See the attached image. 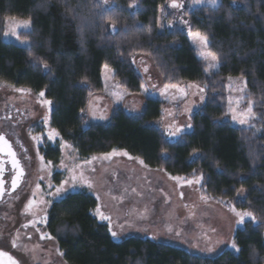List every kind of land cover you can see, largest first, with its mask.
Here are the masks:
<instances>
[{
	"label": "trees",
	"instance_id": "1",
	"mask_svg": "<svg viewBox=\"0 0 264 264\" xmlns=\"http://www.w3.org/2000/svg\"><path fill=\"white\" fill-rule=\"evenodd\" d=\"M115 2L106 10L99 0H0V81L43 91L53 106L52 128L81 157L121 151L171 177H202L203 196L252 211L256 224L247 222L235 232L238 253L198 256L140 237L115 241L94 215L96 200L74 193L52 205L48 234L66 264H264V0H220L217 7L187 12L190 30L206 35L218 57L213 73L205 71L185 31L166 25L160 30L167 0H139L136 11L131 0ZM11 17L31 21V29L19 34L28 47L4 42L3 27ZM137 54L150 57L166 85L205 89L192 131L176 141L155 125L165 104L154 99L146 100L138 117L118 108L107 123L84 126L89 97L102 91L105 64L120 87L140 92L141 77L131 61ZM229 77L246 80L258 117L253 128L227 119ZM40 152L46 161L60 157L51 146Z\"/></svg>",
	"mask_w": 264,
	"mask_h": 264
},
{
	"label": "rangeland",
	"instance_id": "2",
	"mask_svg": "<svg viewBox=\"0 0 264 264\" xmlns=\"http://www.w3.org/2000/svg\"><path fill=\"white\" fill-rule=\"evenodd\" d=\"M99 1L106 10L112 9L116 5L115 0ZM177 2L181 3L183 7L171 8L169 7L170 0H167L165 5L167 12L163 14L159 28L162 30V25H166L167 29L177 27L185 31L189 43L197 51L199 58L207 68L208 62L201 58L200 50L190 37L191 30L186 14L199 7L213 6L207 3V0L200 4H194L193 0H177ZM219 4L220 0H217V6ZM138 8L139 0H131V10L136 11ZM22 21L8 20L5 22L2 31L4 42L19 47L29 46V42L18 40L11 35L12 27ZM30 29L31 23L27 28H18V35ZM6 31L9 33L8 35H5ZM131 61L133 68L141 77L146 91L140 89L138 94L127 92L115 82L113 71H108L104 67L101 73L102 91L89 97L83 113L84 126L107 123L115 109L118 108L132 117H138L145 108L146 100L154 99L165 104L162 118L155 125L165 133L168 140L176 141L183 134L191 132L193 128L192 116L205 104V91L200 92L199 85H197L198 88L189 87L192 83H184L177 86L186 90L187 95L184 99H179L180 94L175 88L167 90V98L161 96L160 93L165 90L166 84L150 57L137 54ZM145 68L148 69L147 72H145ZM217 70L218 68L208 73ZM241 89L244 90L241 91ZM227 90V104L231 98L234 102L233 107H236L235 101L243 96L244 99L240 100L237 112L245 110L248 100L251 99L248 98L246 80L242 77H232L231 80L228 78ZM43 100L46 99L32 91L20 93L14 91L13 87L0 86V134H3L9 141L24 169V176L16 190L11 194H4L0 200V250L7 251L22 264H66L63 256L57 254L60 250L54 239H40L42 232L48 233L47 222L38 223L36 228L22 226L29 224L33 219L31 215L23 214V210L28 199L32 197L36 184L41 185V190L35 199L53 200L47 193L54 191L55 186H58L69 176V173L60 167L63 160L67 165H71L73 162L80 164L85 176L92 180L93 188L89 189L80 185H77L75 189L67 188L60 198L54 199L53 203L47 206L46 213L39 211L40 208L45 207L39 205L37 218L44 215L48 217L52 205L64 197L74 193H85L92 196L101 212L111 218V225H109L108 220L99 219L94 212L100 223L106 224L108 229L111 226L112 230L117 233L116 237L111 235L117 242L128 237H140L182 248L193 255L211 258L226 250L238 253L231 247L235 232L247 222L253 221L246 217L243 224H237V217L230 210L234 206L233 204L203 196L200 191L201 181L199 185L195 183L188 185L186 182L178 183L170 179L171 176L164 171L149 169L140 160L128 154L124 155L125 152L115 151L117 154L113 155L111 159H102L104 155L83 158L71 145L69 149L62 151L60 148L62 140L59 136L54 142L47 139V133L53 129L51 126L53 106L52 104L44 105ZM227 108L229 109V104ZM253 112L256 119L250 123L255 127L258 118L255 112V102ZM46 115L48 116L47 127L43 123V118ZM101 116L104 118L101 119ZM227 119L236 127L253 128L233 121L229 111ZM189 124L191 128L187 127ZM175 127H181L183 131L177 136H170L169 133L174 131ZM32 136H40L43 142L36 144L32 140ZM44 146H51L60 151L58 162H52L51 176L48 175V169L40 171L37 152L43 156L40 149ZM25 156L28 158L25 159ZM92 157L98 159L93 160L91 165L85 164V160H91ZM45 162L47 161L45 160ZM93 168L95 171L91 170ZM41 175L45 177L43 180L39 179ZM195 178H185V181ZM49 181L53 185L52 188L48 186ZM201 197L205 199H201ZM253 223L256 224V222ZM37 228L40 229L39 232L36 230ZM169 228L172 230L169 231ZM17 236H19L17 242L22 247L13 249L11 241ZM29 236L31 239L28 238ZM37 245L39 247H36Z\"/></svg>",
	"mask_w": 264,
	"mask_h": 264
},
{
	"label": "snow or ice",
	"instance_id": "3",
	"mask_svg": "<svg viewBox=\"0 0 264 264\" xmlns=\"http://www.w3.org/2000/svg\"><path fill=\"white\" fill-rule=\"evenodd\" d=\"M204 2H205V0H193L194 4H200V3H204ZM207 3L211 4L213 7L217 6V0H207ZM130 7H131V5H130ZM169 7L174 8V9H179V8H182L183 5L181 3H178L177 0H170ZM8 19H11L13 21L16 20L15 17H11V18H6V22ZM181 22L187 23L186 21H181ZM30 23H31L30 20H23L22 22L15 24L11 29V35L15 36L19 40L20 36L18 35L17 29L21 28V27L27 28V27H29ZM169 27H171V24H169ZM113 30H115L114 24H113ZM8 34L9 33L6 31L5 35H8ZM190 37H191L193 43L196 44L198 49L200 50L201 58L208 62V67L205 68V71L210 72L212 70L217 69L218 68V57L215 53H213L212 51L209 50L208 37L199 31H196V32L190 31ZM44 67H45V69H47L48 65L45 63ZM104 67L106 70L111 71V69L108 67L107 64H105ZM147 71H148V69L145 68V72H147ZM231 79H232V77H229V80H231ZM0 86L13 87L14 91L20 92V93L30 92V89L14 88V86L7 85L6 82H4V81H0ZM140 87H141V89H144L146 91L144 84H141ZM153 87H155V85H153ZM189 87H197L198 88V86L195 84L189 85ZM169 88L177 89V91L180 94L179 99H181V100L184 99V97L187 95L186 90L178 88L176 84H167V85H165V90L161 91V93H160L161 96H165L167 98V90ZM198 90L200 92L205 91L204 88H198ZM243 90L244 89H241V91H243ZM44 95H45V93L43 91L39 93L40 97H44ZM174 99H175V97H174ZM201 99H203V97H201ZM243 99H244V97L242 96V97H240V99L236 100L235 101L236 107H233L234 102L231 98H229V100H228V104H229L228 111L231 113L233 121L237 122L240 125H249L250 127H254V125H251V123H250L252 120L256 119V116L253 112L254 101L249 99L248 104H247V108L243 111L237 112V107L239 106L240 100H243ZM42 103L44 105H50L51 101L43 100ZM169 114L171 115V113H169ZM100 118L103 119L104 117L101 116ZM43 123H44L45 127L48 126V116L47 115L43 118ZM187 127L191 128V125L189 124V125H187ZM182 131H183V128L175 127L174 131L170 132L169 135L170 136H177ZM59 135H60L59 132H57L55 129H52L51 131H49L47 133V139L49 141L54 142L56 137H58ZM31 138L36 144H40L43 142L40 136H32ZM70 147L71 146L68 145L67 143H65L63 140L60 142V148L62 151L69 149ZM0 153H3L4 155H6L7 157L10 158L8 161L0 160V196H3V194H4L3 174H4V170H5L3 167V164L4 163H10L12 170L14 172V175H12V179H11V189L9 191V194H11V192H14L16 190V188L19 186L20 181H21L22 177L24 176V169L21 166L20 160L17 159V154L13 151L12 146L10 145L9 141L5 138V136L3 134H0ZM115 154H117V153H115V151H113L112 153H108V154L104 155L102 157V159H111V157ZM124 155H127V153H124ZM37 156L40 160V171L43 172L45 169H48V175L51 176L52 175L51 169L53 167L52 161L49 160V161L45 162L44 157L40 156L39 152H37ZM27 158L28 157L25 156V159H27ZM129 158L131 159V157H129ZM96 159H98V158L92 157L91 160H85V164L91 165L92 161L96 160ZM141 163H143V161H141ZM60 167L64 170H66L69 173V176L66 179H64L63 181H61L58 186H55L54 191L47 193V195L51 196L53 198V200L60 198L62 196V194L65 191H67V188L75 189L77 187V185L86 186L89 189L93 188L92 180L85 176L84 171L82 169V166L80 164L73 162L71 165H67L62 160ZM91 170L95 171L94 168ZM44 178L45 177L42 175L39 177V179H41V180H43ZM170 179H173V180L177 181L178 183L186 182L188 185H192L193 183L199 185L202 177H196L195 179H189L187 181H185L184 177H180V176L170 177ZM48 186H49V188L53 187V185L51 184V181H49ZM40 190H41V185L39 183H37L35 186V189L32 192V197L28 199L27 203L24 206L23 214L31 215L33 217V219L29 222V224L22 225L25 228H27L29 226L36 228V225L38 223H46L47 222V215L39 216V218H37L38 217L37 208L39 205L45 206L43 208H40L39 211H43L46 213L47 212V206L51 205L53 203V200H48V199L37 200V199H35L37 193H39ZM133 191H135V190L133 189ZM241 191H243V189H241ZM181 196H183L182 193H181ZM97 198L99 199V197H97ZM113 199H115V197H113ZM201 199H205V198L201 197ZM230 210L237 217V219H236L237 224H243L245 222L246 217L251 219L253 222L256 221V216L254 215V213L252 211L237 210L234 206L231 207ZM95 215L98 216V218L101 220H108L109 225H111V218L109 216H106L103 212H101L100 207H97L95 209ZM36 230L38 232L40 231V229H38V228ZM168 230L171 231L172 229L169 228ZM109 231L111 232V235L113 237L117 236V233L112 230L111 226H109ZM177 235H179V233H177ZM28 238L31 239L30 236ZM18 239H19V236L12 239L11 245H12L13 249H19L22 247L20 244H18V242H17ZM40 239L41 240H44V239L51 240V239H53V237L46 232H42L40 235ZM36 247H39V245H37ZM231 247L236 249V251H239V248H238V246L234 240L231 244ZM25 251H27V249H25ZM57 254L60 256L64 255L63 253H60V252H57ZM0 259H2L4 261V264H22V262H18L17 259H15L12 255H9V253L7 251H4V250H0Z\"/></svg>",
	"mask_w": 264,
	"mask_h": 264
},
{
	"label": "water",
	"instance_id": "4",
	"mask_svg": "<svg viewBox=\"0 0 264 264\" xmlns=\"http://www.w3.org/2000/svg\"><path fill=\"white\" fill-rule=\"evenodd\" d=\"M9 159H10L9 157H7L6 155H4L3 153H0V160L8 161ZM3 167H5L4 168L5 169L4 170L5 180L12 179V175L14 174V172L12 170L11 164L10 163H4L3 164ZM8 184H9V182H8ZM0 264H4V261L2 259H0Z\"/></svg>",
	"mask_w": 264,
	"mask_h": 264
},
{
	"label": "flooded vegetation",
	"instance_id": "5",
	"mask_svg": "<svg viewBox=\"0 0 264 264\" xmlns=\"http://www.w3.org/2000/svg\"><path fill=\"white\" fill-rule=\"evenodd\" d=\"M3 180H4V194L6 195V194H8L9 193V191H10V181H11V179L9 180V179H7V180H5V175L3 174ZM8 182H9V184H8ZM4 194H3V196H0V200L4 197Z\"/></svg>",
	"mask_w": 264,
	"mask_h": 264
}]
</instances>
